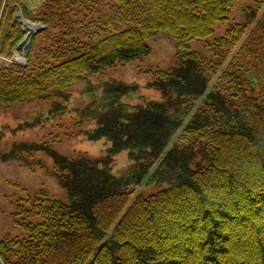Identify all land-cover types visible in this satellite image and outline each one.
<instances>
[{
	"label": "trees",
	"instance_id": "trees-1",
	"mask_svg": "<svg viewBox=\"0 0 264 264\" xmlns=\"http://www.w3.org/2000/svg\"><path fill=\"white\" fill-rule=\"evenodd\" d=\"M239 1L0 0L1 64L11 65H0V109L62 95L87 76L131 64L151 53L148 42L161 31L177 48V64L157 72L164 101L131 105L125 100L139 86L112 80L81 112L96 124L89 138L110 142L109 158L129 152L127 174L115 175L108 159L53 153L67 202L10 182L14 194L0 198L8 202L0 264H264V0H255L260 18L210 46L217 61L189 51ZM19 13L43 26L26 66L16 65L27 57L15 53L27 33ZM93 27L108 35L76 37ZM199 142L206 165L194 169ZM29 148L15 145L0 157L19 162ZM143 184L167 188L134 198ZM10 223L16 234L7 232Z\"/></svg>",
	"mask_w": 264,
	"mask_h": 264
},
{
	"label": "rangeland",
	"instance_id": "rangeland-1",
	"mask_svg": "<svg viewBox=\"0 0 264 264\" xmlns=\"http://www.w3.org/2000/svg\"><path fill=\"white\" fill-rule=\"evenodd\" d=\"M262 14L257 16L255 0L239 1L227 20L215 24L214 34L203 41L190 42L189 51L199 52L209 60L217 61L210 46L214 45L217 39L223 37L226 31L235 25H243L253 18H260ZM93 17L95 16H91L83 23L91 22ZM27 23L29 22L25 21V26L28 29ZM255 24L250 25L244 40ZM82 25L81 22L75 27L79 28ZM108 32L93 27L91 35L80 33L76 37L83 41L98 42L108 35ZM148 44L151 47L149 55L141 57L131 64L118 63L98 74L87 76L62 95L51 93L48 99L16 103L0 109V153L7 155L15 145L19 144L30 146L27 151L20 154L19 162L14 160L5 162L0 157V198L3 194L6 196L14 194L15 190L10 186V182H14L26 188L31 194L44 191L53 199L67 202V192L59 185L54 175L56 160L53 153L68 158L84 155L99 161L108 159L107 165L111 166L115 175L122 176L129 172L133 167L129 152L125 150L109 158L110 142L106 138L99 140L89 138V134L96 128V124L85 119L81 112L90 105L94 95L101 94L103 84L112 80L139 86L138 94L132 99L125 100L131 105L146 106L149 103L165 100L162 89L157 86L160 82L157 72L169 70L177 64L176 42L167 31H161ZM15 53L19 56L20 54L27 56L26 52L20 53L18 49ZM228 63L229 61L224 67ZM0 65L11 66L1 64V58ZM243 79L251 80L248 76ZM195 148L196 157L192 163L194 169L206 165L205 143L199 142ZM166 188V185L160 187L156 184L137 185L134 198L138 195L149 196ZM7 204L8 202L2 201L0 205L1 219L3 209ZM9 225L10 230L7 232L16 234L18 230L11 223ZM4 227L2 226L1 229Z\"/></svg>",
	"mask_w": 264,
	"mask_h": 264
},
{
	"label": "water",
	"instance_id": "water-1",
	"mask_svg": "<svg viewBox=\"0 0 264 264\" xmlns=\"http://www.w3.org/2000/svg\"><path fill=\"white\" fill-rule=\"evenodd\" d=\"M20 16V15H18ZM32 24V23H31ZM25 25V23H24ZM34 25V24H33ZM38 28L36 30L28 28V29H24V31L27 32L25 38L18 44L17 49L18 50H22V51H26V54L28 56L29 50H30V44L31 41L33 39V37L43 29V27L41 25H37ZM27 63V57H26V62L24 64H18L19 66H26Z\"/></svg>",
	"mask_w": 264,
	"mask_h": 264
},
{
	"label": "bare ground",
	"instance_id": "bare-ground-1",
	"mask_svg": "<svg viewBox=\"0 0 264 264\" xmlns=\"http://www.w3.org/2000/svg\"><path fill=\"white\" fill-rule=\"evenodd\" d=\"M27 27L28 28H31V29H34V30H36L37 28H38V26H36V25H33V24H31V23H27ZM20 51V53H24V52H26V51H22V50H19ZM27 55V54H26ZM20 56H25L24 54H20Z\"/></svg>",
	"mask_w": 264,
	"mask_h": 264
}]
</instances>
